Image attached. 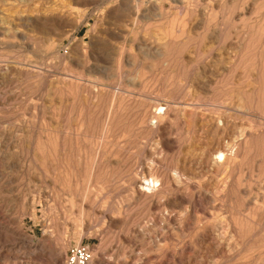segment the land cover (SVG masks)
I'll list each match as a JSON object with an SVG mask.
<instances>
[{
    "label": "rangeland",
    "instance_id": "rangeland-1",
    "mask_svg": "<svg viewBox=\"0 0 264 264\" xmlns=\"http://www.w3.org/2000/svg\"><path fill=\"white\" fill-rule=\"evenodd\" d=\"M76 244L264 264V0H0V264Z\"/></svg>",
    "mask_w": 264,
    "mask_h": 264
},
{
    "label": "built area",
    "instance_id": "built-area-1",
    "mask_svg": "<svg viewBox=\"0 0 264 264\" xmlns=\"http://www.w3.org/2000/svg\"><path fill=\"white\" fill-rule=\"evenodd\" d=\"M91 259L90 248L83 244H76L67 249L65 264H89Z\"/></svg>",
    "mask_w": 264,
    "mask_h": 264
},
{
    "label": "bare ground",
    "instance_id": "bare-ground-1",
    "mask_svg": "<svg viewBox=\"0 0 264 264\" xmlns=\"http://www.w3.org/2000/svg\"><path fill=\"white\" fill-rule=\"evenodd\" d=\"M220 155H221V154H220ZM153 182H155V181L151 180V183H153Z\"/></svg>",
    "mask_w": 264,
    "mask_h": 264
}]
</instances>
